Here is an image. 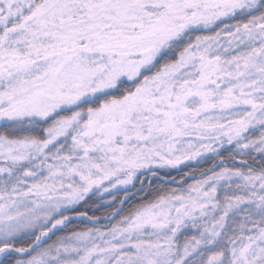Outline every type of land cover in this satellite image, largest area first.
<instances>
[{
	"label": "snow or ice",
	"instance_id": "6c2138e0",
	"mask_svg": "<svg viewBox=\"0 0 264 264\" xmlns=\"http://www.w3.org/2000/svg\"><path fill=\"white\" fill-rule=\"evenodd\" d=\"M0 264H264V0H0Z\"/></svg>",
	"mask_w": 264,
	"mask_h": 264
}]
</instances>
